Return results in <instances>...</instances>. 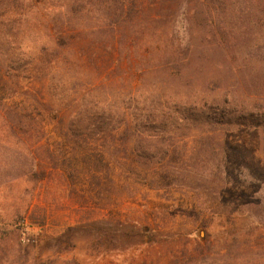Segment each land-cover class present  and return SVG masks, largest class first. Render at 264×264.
Listing matches in <instances>:
<instances>
[{"label":"rangeland","instance_id":"374dc122","mask_svg":"<svg viewBox=\"0 0 264 264\" xmlns=\"http://www.w3.org/2000/svg\"><path fill=\"white\" fill-rule=\"evenodd\" d=\"M5 74L0 264H264V0H0Z\"/></svg>","mask_w":264,"mask_h":264},{"label":"trees","instance_id":"16d2710c","mask_svg":"<svg viewBox=\"0 0 264 264\" xmlns=\"http://www.w3.org/2000/svg\"><path fill=\"white\" fill-rule=\"evenodd\" d=\"M80 40H73V44L75 46H78L80 44ZM113 47L115 48L117 43H112ZM11 77V74H5L2 76V85L0 86V100L6 101L9 98H13L19 94H22L27 99L32 100L36 106L42 107L41 111H39V115H42V109L44 110V105L39 100L38 96L28 90H18L17 88L11 87L8 85V80ZM18 108V107H17ZM109 111V110H108ZM19 112L25 113V116L28 118L32 113L33 110L27 108L25 105L22 107V109H19ZM111 113V109H110ZM120 124V122H116L110 114L107 113L106 110H103L102 112L99 111V109H93L91 112L88 113L87 116L83 117L82 115L78 117H75L73 120L68 122L67 130L65 131V135L69 138L72 135V144L75 146H81V141L79 138H84L87 135H96V134H105L108 132V130H111V132H114L117 130V125ZM146 125L143 123L138 124L136 129L139 132H143L145 130ZM85 146H83L84 148ZM87 147V146H86ZM85 149H89V146ZM27 220V219H26Z\"/></svg>","mask_w":264,"mask_h":264}]
</instances>
